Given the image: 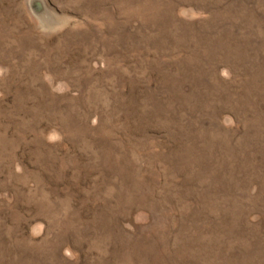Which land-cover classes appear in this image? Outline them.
Returning a JSON list of instances; mask_svg holds the SVG:
<instances>
[{
    "label": "rangeland",
    "instance_id": "374dc122",
    "mask_svg": "<svg viewBox=\"0 0 264 264\" xmlns=\"http://www.w3.org/2000/svg\"><path fill=\"white\" fill-rule=\"evenodd\" d=\"M0 264H264V0H0Z\"/></svg>",
    "mask_w": 264,
    "mask_h": 264
},
{
    "label": "water",
    "instance_id": "95a60500",
    "mask_svg": "<svg viewBox=\"0 0 264 264\" xmlns=\"http://www.w3.org/2000/svg\"><path fill=\"white\" fill-rule=\"evenodd\" d=\"M40 9V7L37 5L36 7H35V10H39Z\"/></svg>",
    "mask_w": 264,
    "mask_h": 264
}]
</instances>
